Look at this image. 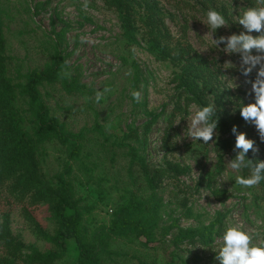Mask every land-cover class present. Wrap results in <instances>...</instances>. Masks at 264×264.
Here are the masks:
<instances>
[{
  "label": "rangeland",
  "instance_id": "1",
  "mask_svg": "<svg viewBox=\"0 0 264 264\" xmlns=\"http://www.w3.org/2000/svg\"><path fill=\"white\" fill-rule=\"evenodd\" d=\"M252 6L258 0H0V264L77 262V239L58 242L66 188L65 215L79 216L95 264H218L228 222L264 238V182L243 189L227 167L233 125L259 148L248 158L264 160L254 126L233 112L254 102L245 80L256 72L241 76L240 54L212 43L244 31L238 15ZM210 8L227 20L215 33ZM58 56L64 67L37 88L62 136L40 140L31 85ZM204 104L219 120L208 144L188 137L189 114ZM140 210L147 226L138 227ZM119 218L136 223L120 234Z\"/></svg>",
  "mask_w": 264,
  "mask_h": 264
},
{
  "label": "clouds",
  "instance_id": "2",
  "mask_svg": "<svg viewBox=\"0 0 264 264\" xmlns=\"http://www.w3.org/2000/svg\"><path fill=\"white\" fill-rule=\"evenodd\" d=\"M260 6L247 7L242 14L238 15L237 23L244 31L239 34L233 33L228 36H219L213 39L212 43L216 47L224 45L225 53H239L241 56L240 75L249 77L253 71L256 72L254 80H245L251 84L249 95L254 97V102L240 103L233 111L239 112L240 117L248 124L254 126L261 143H264V0H258ZM227 20L224 14L213 8L206 12V25L215 33L218 29L225 27ZM259 33L253 36L251 33ZM253 50L257 54H253ZM131 75V72L126 73ZM236 87L238 85L236 84ZM110 89L105 87L96 92L95 101L99 103L104 99V93ZM132 99L139 103L141 93L139 90L131 92ZM216 108L212 104L200 105L192 114L190 112L188 122V137L192 141L208 144L215 142L214 136L217 133L219 120L216 119ZM232 134L235 142L232 151L234 157L228 162L230 175H235V184L243 189H252L264 182V160L248 158V153L259 151L254 147L255 141L247 137L245 132L238 130V126L233 125ZM249 169L248 176L240 175L242 169ZM258 233L249 232L241 224L228 222L222 233L217 238L219 245L215 252V260L218 264H264V238L257 240Z\"/></svg>",
  "mask_w": 264,
  "mask_h": 264
},
{
  "label": "trees",
  "instance_id": "3",
  "mask_svg": "<svg viewBox=\"0 0 264 264\" xmlns=\"http://www.w3.org/2000/svg\"><path fill=\"white\" fill-rule=\"evenodd\" d=\"M62 67H64V61L61 58V56H58L56 62L46 72H42V73L37 72L33 76V83L31 85L32 110H33V113L38 123L37 129H36V136L40 140L44 138L55 137V135L62 136L61 129L59 128L58 123L55 120L50 118L48 110L44 102L41 99L39 89L37 88V85L39 82L44 81V80L54 79L58 71ZM157 117H158L157 115H154L153 120L147 124L146 126L147 130H149L152 127ZM174 124H175V116L172 115L168 119L166 132L163 137V147L167 151H171L173 149L172 137H173V132H174ZM21 147H23V144L21 145ZM22 153H26V150H23ZM63 187H67V184L65 182L63 183ZM70 207L71 206H70L69 190L68 188H66L63 191V200L58 205V211L61 215L62 222H63V229L60 233L58 242L62 244V246H65V241L67 239H73V238L77 239V242L80 244V255L75 264H95V261H96L95 250L90 245L84 244L82 240L78 238L79 236L76 231V228H77L79 216L77 214L74 217L73 216L68 217L65 215L66 210ZM137 211L138 209H135L132 212L134 213ZM145 213L146 212L142 210L139 211V214H141L139 215L141 222L138 227H142L141 226L142 224H144V226L146 225V223L147 225L149 224L148 218H147L148 214H145ZM138 221H139V218L137 222ZM134 223H136V220L133 222H128L127 218L125 219L119 218L118 223L116 224L114 229L116 232L123 234L128 229H130ZM149 228L152 229L150 225H149ZM141 233L142 232H140V234ZM141 235H143V233Z\"/></svg>",
  "mask_w": 264,
  "mask_h": 264
}]
</instances>
